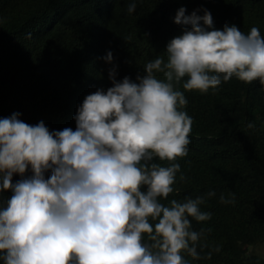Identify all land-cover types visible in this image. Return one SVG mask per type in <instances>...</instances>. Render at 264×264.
I'll use <instances>...</instances> for the list:
<instances>
[{
	"label": "clouds",
	"instance_id": "1",
	"mask_svg": "<svg viewBox=\"0 0 264 264\" xmlns=\"http://www.w3.org/2000/svg\"><path fill=\"white\" fill-rule=\"evenodd\" d=\"M135 9L132 0L127 11ZM186 11L174 17L183 32L167 44V60L148 62L136 82L117 81L111 68L113 86L78 101L75 131L30 125L20 113L0 118V192L12 193L0 207L3 264H187L185 251L201 258L204 229L193 230L189 217L211 218L200 210L205 198L161 203L174 191V161L187 155L192 125L174 82L187 77L183 89L201 92L233 77L264 86V36L257 27L217 30L208 10ZM103 59L112 63L113 53ZM29 168L31 176L12 182Z\"/></svg>",
	"mask_w": 264,
	"mask_h": 264
},
{
	"label": "trees",
	"instance_id": "2",
	"mask_svg": "<svg viewBox=\"0 0 264 264\" xmlns=\"http://www.w3.org/2000/svg\"><path fill=\"white\" fill-rule=\"evenodd\" d=\"M131 2L0 0V118L20 113L30 125L43 121L49 131H75L78 101L88 91L112 87L111 68L117 81L127 76L136 82L148 62L167 60V44L183 32L174 23L181 7L186 15L208 10L214 29L235 25L247 34L257 27L264 36V0H136L129 13ZM108 51L112 63L103 59ZM186 79L174 88L188 101L180 110L192 119L190 143L187 155L174 161L180 165L174 191L161 203L203 196L200 210L211 218L189 217L193 230L204 229L197 245L201 258L182 255L187 264H264V257L250 252L264 243V86L233 77L207 92L188 91L182 86ZM31 175L29 168L12 182ZM11 195L0 192V207Z\"/></svg>",
	"mask_w": 264,
	"mask_h": 264
},
{
	"label": "rangeland",
	"instance_id": "3",
	"mask_svg": "<svg viewBox=\"0 0 264 264\" xmlns=\"http://www.w3.org/2000/svg\"><path fill=\"white\" fill-rule=\"evenodd\" d=\"M250 252L251 253H256L261 255L262 257H264V243L256 245V246H252L250 248Z\"/></svg>",
	"mask_w": 264,
	"mask_h": 264
}]
</instances>
